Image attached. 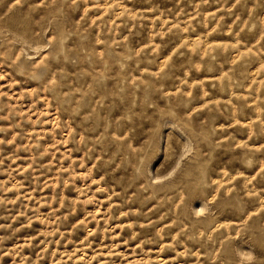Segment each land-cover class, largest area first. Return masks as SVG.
Returning <instances> with one entry per match:
<instances>
[{
    "label": "rangeland",
    "instance_id": "374dc122",
    "mask_svg": "<svg viewBox=\"0 0 264 264\" xmlns=\"http://www.w3.org/2000/svg\"><path fill=\"white\" fill-rule=\"evenodd\" d=\"M0 264H264V0H0Z\"/></svg>",
    "mask_w": 264,
    "mask_h": 264
}]
</instances>
